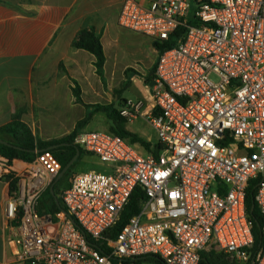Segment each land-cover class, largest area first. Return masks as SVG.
Returning a JSON list of instances; mask_svg holds the SVG:
<instances>
[{"label":"built area","instance_id":"2783aa9c","mask_svg":"<svg viewBox=\"0 0 264 264\" xmlns=\"http://www.w3.org/2000/svg\"><path fill=\"white\" fill-rule=\"evenodd\" d=\"M148 1L126 0L120 26L153 41L184 29L159 55L145 116L161 148L155 155L109 131H83L75 144L115 166L76 175L60 193L65 209L45 216L38 204L59 160L0 155L21 264H200L211 247L234 263L252 258L246 197L264 174V0ZM141 107L128 102L121 115L133 122ZM138 187L146 202L113 236ZM255 201L264 216V178ZM262 232L250 264H264Z\"/></svg>","mask_w":264,"mask_h":264},{"label":"crops","instance_id":"0c3cea01","mask_svg":"<svg viewBox=\"0 0 264 264\" xmlns=\"http://www.w3.org/2000/svg\"><path fill=\"white\" fill-rule=\"evenodd\" d=\"M125 1L0 0V127L11 121L17 109H23V121L41 139L58 138L65 111L79 106L73 81L80 85L87 105L99 103H86L87 92L102 99L112 93V102L127 101L122 108L128 102H142L140 115L146 116L159 54L150 37L120 26ZM91 28L101 35L105 84L97 75L95 57L72 47L78 34ZM108 76H119V87L112 86ZM54 109L56 117L52 112L45 119L39 116L40 126L50 129L37 132L33 111ZM7 194V185L0 182V264H21L14 242L16 222L5 217Z\"/></svg>","mask_w":264,"mask_h":264},{"label":"trees","instance_id":"16d2710c","mask_svg":"<svg viewBox=\"0 0 264 264\" xmlns=\"http://www.w3.org/2000/svg\"><path fill=\"white\" fill-rule=\"evenodd\" d=\"M192 25H196V22L190 21ZM184 33V29L176 30L167 41H153V46L161 55L166 49L177 46L179 40ZM72 47L75 50H85L91 53L95 57V67L97 75L101 81L105 84L104 69L106 64V56L101 41V35L98 34L95 29H84L82 30ZM73 93L77 104L83 105L89 113L76 124L75 129L67 136L57 140L45 141L41 139L33 130L23 121V115L25 110L17 109L13 114L12 119L9 123L0 127V155L7 159L21 160L25 162H33L37 156L44 152H51L61 163L62 171L72 162V160L79 154L78 159L70 166L69 170L64 173L60 179H56L51 186L44 192L40 201L38 212L41 215L45 214H56L64 210V205L60 197V193L71 186L72 172L71 169L78 164L81 159L87 155L86 152L78 145L75 144L76 138L84 131V128L90 123L94 115L98 113H105L109 119L108 131L114 135H117L131 144L139 145L147 153L157 155L160 150V145H157L152 149L149 142L145 141L139 135L129 131L126 127L127 120L121 115V108L126 100L121 99L111 104H92L87 105L82 99V92L80 85L73 81ZM264 174L260 175L256 180L250 182L246 197V206L249 219L252 223V230L254 234V245L251 249L252 258L248 264L252 262L257 253L261 250L263 244V226L264 216L260 212L258 205L255 201L256 191L260 182L263 180ZM65 187L66 189L62 190ZM146 202V195L142 188L138 187L130 201V204L124 212L123 219L118 227L114 230L113 236L128 222V220L137 215L144 203ZM98 248L102 252H106L105 247L98 245ZM118 264V263H116ZM200 264H234L230 259L222 252L214 247L205 250L201 253Z\"/></svg>","mask_w":264,"mask_h":264},{"label":"rangeland","instance_id":"374dc122","mask_svg":"<svg viewBox=\"0 0 264 264\" xmlns=\"http://www.w3.org/2000/svg\"><path fill=\"white\" fill-rule=\"evenodd\" d=\"M111 83L112 86L118 85L119 87V82H120V77L119 76H112L109 77L108 79ZM73 91V88H72ZM112 93H107L104 98L102 99V96L98 95L93 96L92 94L88 93L85 95V102L86 103H92V102H98L101 104H109L115 99L110 95ZM74 95V93H73ZM96 99V101H95ZM75 105V104H74ZM79 106H75L74 108L68 109L65 111V117L63 119V125L60 126V134L58 138L51 139L52 140H57L62 137H65L69 135L76 127V124L78 121L82 120L88 113L87 109L83 106L78 104ZM54 114V117L58 116V111L54 110H35L33 111L34 117H35V122L36 124V131L38 132L41 128L43 129H50V126L44 127L40 126V121H39V116H41L43 119L48 117L52 113ZM127 120V119H126ZM107 127H109V119L108 116L105 113H98L94 115V117L91 119L90 123L84 128V131L90 132V131H96V132H106L108 131ZM126 127L129 131L139 135L142 137L145 141L149 142L152 146V149L157 145L159 139H158V134L154 127L147 121L146 117L142 114L139 115L137 119H135L133 122H129L127 120ZM39 128V130H38ZM38 134V133H37ZM115 165L113 164H108L102 162L96 155L89 154L87 156H84L81 161L76 164L70 172H72V178L71 182L73 181L74 177L78 174H84V173H89V172H102V173H109L111 172V169ZM69 170V169H68ZM67 170V171H68ZM66 173V172H65ZM1 182V181H0ZM234 264H244L242 262L240 263H234Z\"/></svg>","mask_w":264,"mask_h":264},{"label":"water","instance_id":"95a60500","mask_svg":"<svg viewBox=\"0 0 264 264\" xmlns=\"http://www.w3.org/2000/svg\"><path fill=\"white\" fill-rule=\"evenodd\" d=\"M154 85V82L152 83V86ZM1 143H5L4 141H1ZM79 154L72 160V162L62 171V173L57 177V179H60L64 173L70 168V166L78 159ZM53 186H51V191H53Z\"/></svg>","mask_w":264,"mask_h":264}]
</instances>
